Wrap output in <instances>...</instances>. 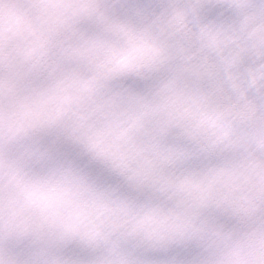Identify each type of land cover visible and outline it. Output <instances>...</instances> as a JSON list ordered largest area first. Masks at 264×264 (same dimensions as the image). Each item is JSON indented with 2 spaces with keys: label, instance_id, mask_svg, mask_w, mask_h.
Instances as JSON below:
<instances>
[{
  "label": "clouds",
  "instance_id": "obj_1",
  "mask_svg": "<svg viewBox=\"0 0 264 264\" xmlns=\"http://www.w3.org/2000/svg\"><path fill=\"white\" fill-rule=\"evenodd\" d=\"M0 264H264V0H0Z\"/></svg>",
  "mask_w": 264,
  "mask_h": 264
}]
</instances>
